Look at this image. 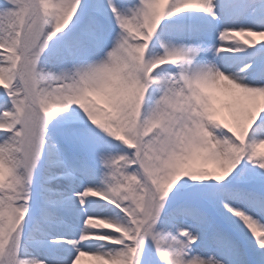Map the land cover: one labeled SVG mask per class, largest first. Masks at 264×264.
Wrapping results in <instances>:
<instances>
[{"label": "snow or ice", "instance_id": "1", "mask_svg": "<svg viewBox=\"0 0 264 264\" xmlns=\"http://www.w3.org/2000/svg\"><path fill=\"white\" fill-rule=\"evenodd\" d=\"M264 264V0H0V264Z\"/></svg>", "mask_w": 264, "mask_h": 264}, {"label": "rangeland", "instance_id": "2", "mask_svg": "<svg viewBox=\"0 0 264 264\" xmlns=\"http://www.w3.org/2000/svg\"><path fill=\"white\" fill-rule=\"evenodd\" d=\"M83 264H92V262L91 261H88V260H84L83 261Z\"/></svg>", "mask_w": 264, "mask_h": 264}]
</instances>
